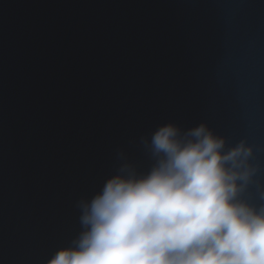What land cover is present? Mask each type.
<instances>
[{"label":"clouds","instance_id":"1","mask_svg":"<svg viewBox=\"0 0 264 264\" xmlns=\"http://www.w3.org/2000/svg\"><path fill=\"white\" fill-rule=\"evenodd\" d=\"M150 149L146 175L121 168L81 203L82 231L48 264H264V205L239 198L252 149L203 124L161 126Z\"/></svg>","mask_w":264,"mask_h":264}]
</instances>
